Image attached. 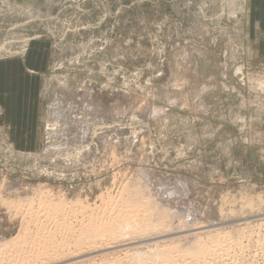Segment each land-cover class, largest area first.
Wrapping results in <instances>:
<instances>
[{"label":"rangeland","instance_id":"374dc122","mask_svg":"<svg viewBox=\"0 0 264 264\" xmlns=\"http://www.w3.org/2000/svg\"><path fill=\"white\" fill-rule=\"evenodd\" d=\"M14 59L38 109L33 145L0 131V264H201L176 247L218 233L219 264H264V0H0ZM117 214L168 227L77 249L80 221ZM36 231L68 246L34 255Z\"/></svg>","mask_w":264,"mask_h":264},{"label":"bare ground","instance_id":"6f19581e","mask_svg":"<svg viewBox=\"0 0 264 264\" xmlns=\"http://www.w3.org/2000/svg\"><path fill=\"white\" fill-rule=\"evenodd\" d=\"M127 186L129 187V185ZM130 201H133L134 203L140 206L145 203L140 188L138 187L136 189L134 188V190L131 191V197H125L121 199L119 198L120 205L124 204L125 206V204L129 203ZM16 206L18 207L19 205ZM117 212H120V210ZM120 218H119V214H117L111 218L110 217L106 218L104 216L103 217L97 216L93 218L88 217L87 221L84 220L80 221L79 228L77 230V238L74 240L77 249H81L83 247L82 246L83 244H87L89 242L98 244L100 241H102L103 237L105 236L109 238L112 237L113 239H117L125 236V234L133 230L138 233H143L146 230L151 232L154 231V229L160 230L168 227L164 224V222H160L158 225L156 223L155 225L156 221L152 220L151 217L145 215L142 216L141 225H139L138 221L136 220H131V219L121 220ZM63 223H64L63 225L65 226V228L63 229L64 232L69 231L70 229L69 224L67 222H63ZM160 225L162 226L164 225V227L161 228ZM46 231L47 229L43 230L44 233H48ZM34 235L36 236L29 239L27 238L26 233H23L19 239L20 240L19 244H21L22 246L23 243H26L27 241H31L32 243H34L33 247L37 251L34 255L42 254V257L46 256L48 258H51L54 251H57V249L63 250L65 247L68 246L67 243L66 244L62 243L61 245L60 243L59 244L54 243L56 240L54 241V238L51 237V235L40 237L37 231L34 232ZM221 239H223V236L219 235V233L205 239L197 238V239H193L194 241L192 240L193 241L192 244H190L189 247H186V249H184L185 247L184 248L176 247V250L178 251L182 250L181 252L187 253L188 255L185 256H189V258H191L190 260L191 262H193L194 260H198V262H201V264H219V261L221 260L220 257L222 255L221 252L227 254L228 251L230 250L229 246L222 244L224 240L220 241ZM228 239L230 238L228 236H225V240ZM28 244L29 243H27V245ZM21 245L19 246L20 248H22ZM19 247L16 246L15 249H18ZM167 247H165V249ZM173 248L175 249V247ZM170 250L172 252V248ZM177 255L178 254H176V256ZM170 256L171 253H168V251L162 250V248H154L152 250H140L133 254L125 253L123 254V257L119 261L120 264H178V260ZM103 264H109V263L106 261V263Z\"/></svg>","mask_w":264,"mask_h":264},{"label":"crops","instance_id":"0c3cea01","mask_svg":"<svg viewBox=\"0 0 264 264\" xmlns=\"http://www.w3.org/2000/svg\"><path fill=\"white\" fill-rule=\"evenodd\" d=\"M39 77L22 68L17 60H0V131L12 127L18 142L33 145L36 111L34 102ZM26 119V120H25ZM29 128L27 129V125Z\"/></svg>","mask_w":264,"mask_h":264}]
</instances>
